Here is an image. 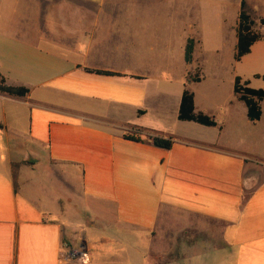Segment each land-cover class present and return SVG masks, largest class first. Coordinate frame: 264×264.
Masks as SVG:
<instances>
[{
    "label": "crops",
    "instance_id": "obj_1",
    "mask_svg": "<svg viewBox=\"0 0 264 264\" xmlns=\"http://www.w3.org/2000/svg\"><path fill=\"white\" fill-rule=\"evenodd\" d=\"M31 1L0 0V77L29 90L0 93V264H264L263 100L251 122L235 95L213 113L193 94L218 125L180 121L202 76L187 81L184 62L173 91L146 70L141 15ZM137 129L173 144L123 137ZM63 242L89 261L64 259Z\"/></svg>",
    "mask_w": 264,
    "mask_h": 264
},
{
    "label": "rangeland",
    "instance_id": "obj_2",
    "mask_svg": "<svg viewBox=\"0 0 264 264\" xmlns=\"http://www.w3.org/2000/svg\"><path fill=\"white\" fill-rule=\"evenodd\" d=\"M14 13H27L35 1L17 0ZM241 0H40L39 7L61 13H136L144 26V47L141 61L146 70L166 73L168 86L177 91L184 83L187 65L182 60L187 38L194 40L190 75L202 76L199 83L186 84L196 103L216 113L223 104L234 99L236 76L248 86L264 89V42L258 41L251 53L234 60L235 27ZM245 10L255 21V29L264 34L259 19L264 18V0H244ZM9 1V10H10ZM147 35H149V40ZM148 40V41H147ZM259 74L260 78H255ZM264 112V100L261 102ZM218 115H216L217 118ZM264 123V118H263ZM245 131V130H244ZM249 131L245 134L249 135ZM259 172V170H257ZM175 248L172 252L175 259ZM159 261L170 260L167 257Z\"/></svg>",
    "mask_w": 264,
    "mask_h": 264
},
{
    "label": "trees",
    "instance_id": "obj_3",
    "mask_svg": "<svg viewBox=\"0 0 264 264\" xmlns=\"http://www.w3.org/2000/svg\"><path fill=\"white\" fill-rule=\"evenodd\" d=\"M259 24L264 26V18L259 19ZM235 53L234 60L239 61L243 56L250 52L251 46L260 40L264 41V34L255 29V21L245 10V1L241 0L236 18L235 27ZM194 49V40L187 38L183 51V59L186 64L191 63L192 53ZM87 71H93L86 69ZM97 74L112 75L114 73L108 71H93ZM255 78H259L255 75ZM264 79V77H263ZM187 81L199 82L200 77L195 75H187ZM29 92L28 88L24 86H11L6 84L3 77H0V93L7 94L12 97H23ZM233 94L244 103L247 110V118L251 122L259 120L261 116V109L259 102L264 100V89H255L248 86V81H241L239 76L234 78ZM177 118L180 121H192L203 126H217L214 117L209 116L203 112L194 111L193 93L188 89H184L180 98ZM123 137L129 141L142 143L150 142L153 146L164 150H169L173 144L171 137H161L157 135H142L141 130L137 129L136 132L126 133Z\"/></svg>",
    "mask_w": 264,
    "mask_h": 264
},
{
    "label": "built area",
    "instance_id": "obj_4",
    "mask_svg": "<svg viewBox=\"0 0 264 264\" xmlns=\"http://www.w3.org/2000/svg\"><path fill=\"white\" fill-rule=\"evenodd\" d=\"M61 256L66 260H79V261H89L88 252L86 248H73L68 243L63 242L61 244Z\"/></svg>",
    "mask_w": 264,
    "mask_h": 264
}]
</instances>
